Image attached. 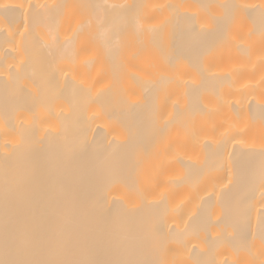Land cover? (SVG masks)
Returning a JSON list of instances; mask_svg holds the SVG:
<instances>
[{
	"label": "bare ground",
	"instance_id": "obj_1",
	"mask_svg": "<svg viewBox=\"0 0 264 264\" xmlns=\"http://www.w3.org/2000/svg\"><path fill=\"white\" fill-rule=\"evenodd\" d=\"M0 264H264V0H0Z\"/></svg>",
	"mask_w": 264,
	"mask_h": 264
}]
</instances>
